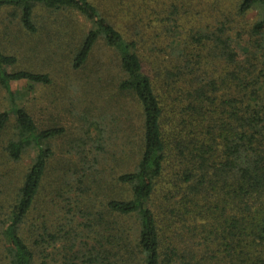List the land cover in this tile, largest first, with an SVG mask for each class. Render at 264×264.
Listing matches in <instances>:
<instances>
[{
    "label": "trees",
    "instance_id": "1",
    "mask_svg": "<svg viewBox=\"0 0 264 264\" xmlns=\"http://www.w3.org/2000/svg\"><path fill=\"white\" fill-rule=\"evenodd\" d=\"M111 2L116 17L91 0H0L17 31L45 32L76 70L98 43L109 48L117 91L140 116L131 144L123 138L112 155L119 172L99 155L90 160L79 151L72 160L70 153L63 168L81 172L79 183L105 184L102 199L82 202L70 173L51 165V141L63 129L39 128L16 102V82L53 78L17 67L0 46V89L9 104L0 133L12 127L0 158L18 162L35 151L17 180L0 177L12 188L0 226L8 264H36L38 253L45 264L67 236L78 246L61 244L64 264H264V0H167L140 25L129 20L128 0ZM48 177L68 188L73 204L65 207L68 227L51 231L48 217L61 207L43 200L41 230L36 219L30 224L35 251L23 225Z\"/></svg>",
    "mask_w": 264,
    "mask_h": 264
},
{
    "label": "rangeland",
    "instance_id": "2",
    "mask_svg": "<svg viewBox=\"0 0 264 264\" xmlns=\"http://www.w3.org/2000/svg\"><path fill=\"white\" fill-rule=\"evenodd\" d=\"M91 1L102 11L111 7L116 17L117 8H114L116 5L111 0ZM166 1L128 0L130 10L127 13L130 22L135 25L144 24V22H136V20L144 18V21H146V17L152 15L154 9H161ZM177 3L180 4L181 2ZM178 7L180 8L179 12L182 14L183 8ZM203 15L207 14L203 13ZM253 16L254 13L250 14L249 17L252 18ZM11 21L9 10L0 9L1 48L17 57V67L47 72L53 78V83L49 85H29L24 81L16 82L14 87L19 91L16 102L32 115L39 128L60 127L63 129L62 134L51 141L54 149L51 165L56 162L60 170L70 173L73 190L80 194L78 199L84 196H90L98 200L102 199L104 195L101 189L105 184L102 187L98 182L92 186L88 183L82 185L77 180L79 177L82 178L81 172L69 170L67 167L64 169L63 167L66 160L70 157V153L74 154V156L70 157L73 158L72 160H78L80 156L76 152L84 151L88 159L91 160L92 156L99 155L101 161H106V169L111 166L114 168L113 172H119L120 168L114 166V162L111 159L112 155L118 151L117 144L121 143L123 138L126 137L129 141L128 145L131 144L132 139L136 135L134 129L136 125L140 124V122L137 123L140 116L133 100L128 96L120 95L117 91L115 85L117 81L115 78L117 72L116 55L109 48L98 43L90 55L86 68L76 70L71 66L70 58H67V54L57 50L54 38L45 32L30 35L24 31H17L15 24H11ZM75 23L77 25L76 28L86 29L85 21L75 19ZM147 30L149 31V29ZM8 105L7 96L0 89V111L8 108ZM12 118L13 114L11 121ZM11 133V125L3 133H0V152L4 141L11 137ZM128 152L129 159L132 157L133 151L129 150ZM33 156H35V151L31 149L30 154L24 155L18 162H5L0 158V177H2L1 174L3 173L10 182H14L19 175L27 171ZM64 156L66 157L65 160H63ZM55 168V166H49V170ZM51 179L52 183L49 177L47 178L49 182L46 185L47 189L42 192L37 200L35 211H31L29 219L23 225L24 235L31 248L35 249V251L36 248L32 245L33 232L35 230L30 228V224L33 221L32 219H36L35 222H37L41 230L42 218L38 213H43V200L50 202L52 205L58 204L57 206L61 207H55V213L48 217L51 222L50 230L54 231L57 229V231H60L61 226L65 229L68 227L64 224L65 217L69 215L65 207H69L73 204V201H71V204L68 203L69 199L66 197L73 196L67 194L68 188L57 184L56 177L54 179L51 177ZM57 186L58 188H56ZM11 191L10 183L3 180L2 184H0V226L2 227H4V222L7 221V214L11 211L9 202L5 199V196H9ZM52 199L54 201H51ZM83 200L82 198L81 201L83 202ZM78 220L80 219H76V222ZM31 229L32 231L30 232ZM60 241L57 246H61V244L63 246L71 244L78 246L73 243L76 241L71 236L63 237ZM3 242L4 239L0 235V264H8ZM60 246L55 250H48L52 251L53 255L47 258L45 264H64L60 251L62 246ZM35 261L36 264H43L39 253L35 256Z\"/></svg>",
    "mask_w": 264,
    "mask_h": 264
}]
</instances>
